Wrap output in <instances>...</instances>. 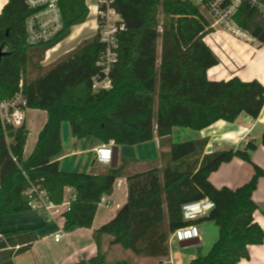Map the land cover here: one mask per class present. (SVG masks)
Wrapping results in <instances>:
<instances>
[{"label": "trees", "instance_id": "16d2710c", "mask_svg": "<svg viewBox=\"0 0 264 264\" xmlns=\"http://www.w3.org/2000/svg\"><path fill=\"white\" fill-rule=\"evenodd\" d=\"M85 1L59 0L63 30L54 41L37 46L27 42L26 20L33 10L26 0H9L0 14V50L4 52L0 99L13 98L22 81L28 108L47 113L28 158L26 122L4 126L0 119V217L32 210L25 192L31 183L40 182L56 204L64 201L66 188L73 189L76 200L64 215L65 231L92 227L102 197L113 193L125 167L109 168L99 175L61 171L64 122L77 140L92 137L103 144L114 140L116 146L149 143L157 135L162 167L127 176V201L116 217L95 232V241L108 236L111 245L136 258L162 264L169 256V237L177 229L213 222L219 228L218 240L209 253L188 264H238L249 259V246L264 242V230L254 220L258 206L252 199L264 171L253 165L252 179L236 190L217 189L209 175L235 157L253 164V153L264 147V132L260 141L252 140L243 149L212 154H205L208 139L176 144L171 136L174 128L201 131L222 120L235 123L243 114L257 120L264 108V86L237 77L209 79L208 71L219 65L217 54L204 42L213 31L212 24L188 0H114L126 30L119 36L113 87L94 92L92 80L99 74L98 60L104 51L98 35L82 41L51 66L41 65L47 50L88 21ZM238 22L264 45L263 16L244 7ZM204 198L215 203L210 214L184 220L182 207ZM37 231L22 228L0 233V264H15V257L33 247ZM104 261L99 252L76 264Z\"/></svg>", "mask_w": 264, "mask_h": 264}, {"label": "crops", "instance_id": "0c3cea01", "mask_svg": "<svg viewBox=\"0 0 264 264\" xmlns=\"http://www.w3.org/2000/svg\"><path fill=\"white\" fill-rule=\"evenodd\" d=\"M8 1L0 0V14ZM93 2L96 3V0L88 1L91 5H94ZM91 15L93 17L94 13ZM89 21L91 22L89 26L94 29V18ZM212 34L213 39L208 40L207 45L217 54L219 65L208 71L209 79L213 81H228L237 77L243 82L257 80L264 86V45L259 42L260 45L254 47V42L252 44L243 42L227 34L225 30L216 29ZM59 48L61 46H58L57 49L60 50ZM74 49L75 47H72L70 50L65 51V53ZM30 113L36 114V120L30 117ZM27 114L26 125L30 131L29 137L32 134L34 135L29 145L28 143L26 145L25 158L31 155L39 133L47 122V113L45 111L29 109ZM28 120L32 121V123L37 122L33 131L28 127ZM189 130L191 129L174 128L172 131L173 136H171L172 142L177 144L192 140L208 139L205 154L233 148L243 149L248 142L252 140L260 141L262 139L261 136L264 132V108L257 120H253L243 114L235 123H228L222 120L201 131L192 130L194 131L193 133L189 132ZM65 131L67 132L66 128ZM87 139H90L87 143L88 146L84 147L82 143ZM101 145L102 142L97 138L88 137L77 140L72 136L69 141V147L65 151H62L59 158L60 170L63 172H80L94 175L104 173L111 167L110 165H101L96 161L95 150ZM135 147L143 148H140L138 151L132 148L127 149L126 146H118L120 150L118 167L120 165L125 167L123 175L116 181L113 193L104 196L110 205L106 206L105 203L99 204L91 228H82L68 232L64 230V218H60L58 222L49 223L46 221L44 214L33 209L20 214L0 217V233L17 229L22 230V228L38 229L37 241L29 251L14 258L15 264H76L80 261L87 262L96 257L99 252L104 255L105 261L103 264L138 263L139 258H136L131 252L124 251L118 245H111L110 237L103 235L99 243L95 241L94 237L95 232L102 225L116 217L115 215L118 210L126 203L128 198L127 176L142 173L151 167H162V150L157 136L153 141ZM123 150L129 153L122 156L121 151ZM168 150V148L163 149V151ZM147 153H149V156L145 158L144 156ZM89 154L90 157L86 158ZM252 161L253 164H250L235 157L230 162L223 163L217 171L211 173L209 181L217 189L227 187L231 190H236L252 179L255 173L253 165L264 171L263 146H259L253 153ZM72 194H74L73 189L66 188L64 200L71 199ZM252 199L258 206L254 214V220L264 230V177L259 179ZM198 227L201 235L198 239V245L201 246L200 252H203L205 245L211 246V249L219 238V228L213 222H202ZM60 230L64 231V236L59 242H56L54 236ZM170 252L163 262L167 259H170L172 262ZM196 253V251L190 252V258H194ZM249 253V259H244L238 264H264V242L261 245L249 246ZM142 263L141 261L140 264ZM172 264L174 263L172 262Z\"/></svg>", "mask_w": 264, "mask_h": 264}, {"label": "built area", "instance_id": "2783aa9c", "mask_svg": "<svg viewBox=\"0 0 264 264\" xmlns=\"http://www.w3.org/2000/svg\"><path fill=\"white\" fill-rule=\"evenodd\" d=\"M89 17L94 13V35H98L104 46V51L100 54L98 60L99 74L92 80V89L94 92L109 90L113 87L111 73L119 60V36L126 30L124 18L113 7L114 0H96L94 5L88 3ZM196 7L200 8L203 14L208 18L212 29L215 31L222 24L227 34L233 35L239 40L252 44L254 37L239 27L238 16L244 7L258 12L264 17V0H188ZM28 9L33 13L26 20L27 42L29 45L37 46L48 44L54 41L63 30V19L59 0H26ZM204 38L207 44L208 40L213 39L212 33ZM62 41L45 53V62L52 59L51 52ZM54 53V52H53ZM19 92L10 99H0V119L4 126H19L26 122L27 111L29 110L27 100L23 95V82L19 84ZM116 144L111 140L107 144L97 147L96 161L101 165L109 166L114 157V148ZM29 200V206L45 215L49 223L58 222L64 218L65 213L70 212L72 203L76 196L72 195L69 200H64L61 204L52 201L48 191L42 187L41 183L30 184L25 192ZM109 206L110 203L105 197H102L100 204ZM215 208V203L209 198H204L192 203H187L182 207L184 220L195 221L209 215ZM64 236V231L60 230L54 236V240L59 242ZM200 229L198 225H190L177 229L171 238L179 243L200 238ZM169 237V238H170ZM2 235L0 234V239ZM19 248V247H17ZM162 264H172L166 260Z\"/></svg>", "mask_w": 264, "mask_h": 264}, {"label": "rangeland", "instance_id": "374dc122", "mask_svg": "<svg viewBox=\"0 0 264 264\" xmlns=\"http://www.w3.org/2000/svg\"><path fill=\"white\" fill-rule=\"evenodd\" d=\"M92 3V2H91ZM94 3V2H93ZM94 18V16L92 17V15L90 16V18L88 19L87 22H89V20H92ZM159 19L162 21V15L159 16ZM86 22V23H87ZM82 26V25H81ZM81 26H77L72 30V33L68 38H66L65 40H63V43L61 44V48H59L60 50H58L57 52H54L52 54V59L49 62H45L43 60V62L41 63V65H43V67H48L51 66V64H53L54 62H56L57 60H59L60 58H62L63 56H65L67 53H65V51L70 50V48H76L82 41L86 40V39H90L91 37H93V35L95 34V31L92 27H86L80 36H74V32L76 31V29H78ZM217 30H225L224 27L221 25H219L217 27ZM226 32V31H225ZM230 35V34H229ZM233 36V35H231ZM234 37V36H233ZM235 38V37H234ZM238 39V38H237ZM259 40L254 39V43L253 46H259ZM161 48V40L159 38V51ZM30 117L33 118V120H36V114L35 113H30ZM37 122L35 121L34 123H32V121L28 120V127L33 131L34 127L36 126ZM65 128L67 129V132L65 131ZM178 130H184V129H178ZM189 132H193L192 130H189ZM72 133L71 132V126L68 122H64L62 124V129H61V134H62V146H63V151H65V149H67V147H69V141L72 138ZM34 134H32L33 136ZM32 136L29 137L28 139V145L30 143V140L32 138ZM91 138V137H89ZM90 139H87L85 141H83L82 145L84 147L88 146V141ZM103 144V143H102ZM127 149L132 148L133 150H140V148L142 149L143 147H135V146H126ZM129 152H125L124 150L121 151V155L124 156L125 154H128ZM149 156V153H147L144 157L147 158ZM90 157V154L86 156ZM140 159V158H139ZM143 160V159H142ZM106 172V171H105ZM211 246L209 245H205V247H203V252H200L201 246L200 245H196V246H192V247H187V248H182L179 245V242L177 240H175L174 238H169V252L171 249V259L172 262L174 264H188L190 263L192 260L196 259L198 256H203L206 255L207 253H209L208 251H210ZM176 248V249H175ZM197 248V249H196ZM197 252L196 256L194 258H190V252ZM145 259H149V258H139V262L135 263V264H140V262L142 261V264H159L156 260L154 259H149V260H145ZM190 259V260H189ZM169 261H171L170 259H167Z\"/></svg>", "mask_w": 264, "mask_h": 264}, {"label": "water", "instance_id": "95a60500", "mask_svg": "<svg viewBox=\"0 0 264 264\" xmlns=\"http://www.w3.org/2000/svg\"><path fill=\"white\" fill-rule=\"evenodd\" d=\"M4 55V52L2 51V49L0 50V59L1 57ZM157 136V135H156ZM119 148L118 146H115L114 148V157H113V161L110 164V167L112 169H116L118 167V159H119ZM199 244V240L195 239V240H190V241H186V242H180L179 245L182 248H187V247H192V246H196Z\"/></svg>", "mask_w": 264, "mask_h": 264}, {"label": "bare ground", "instance_id": "6f19581e", "mask_svg": "<svg viewBox=\"0 0 264 264\" xmlns=\"http://www.w3.org/2000/svg\"><path fill=\"white\" fill-rule=\"evenodd\" d=\"M89 24H91L90 21L87 22V23H85V24H83V25H82L81 27H79L78 29H76V31L74 32V33H75L74 36H76V35L80 36V34L82 33L81 30H83V28L90 27ZM57 48H58V47H57ZM57 48H56L54 51L51 52V55L53 54V52H56V51L58 50Z\"/></svg>", "mask_w": 264, "mask_h": 264}]
</instances>
